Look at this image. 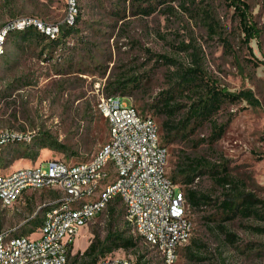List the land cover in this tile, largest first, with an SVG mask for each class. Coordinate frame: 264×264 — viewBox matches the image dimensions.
Here are the masks:
<instances>
[{"label":"rangeland","instance_id":"374dc122","mask_svg":"<svg viewBox=\"0 0 264 264\" xmlns=\"http://www.w3.org/2000/svg\"><path fill=\"white\" fill-rule=\"evenodd\" d=\"M245 1L250 17L261 28L249 40L226 0H74L76 22L74 18L66 21V0H0V29L20 17L57 24L58 32L47 34L50 38L59 35L63 24L75 28L53 46L47 38L24 40L14 32L6 35L0 57V128L16 131L22 139L1 148L0 172L40 163L45 166L50 159L67 163L90 159L108 135V124L96 109L98 97L107 94V84L115 80H138L127 82L126 89L115 94L124 93L127 101L131 98L159 128L163 115L155 114L152 104L170 87V72L198 66L202 85L197 94L212 87L240 97L223 101L212 116L217 125H224L212 143L208 142L212 132L208 120L192 137L205 138L198 146L191 140L165 145L167 173L172 175L183 152L224 164L231 179L228 190L234 186L252 192L260 200L255 206L260 216L239 214L220 220L223 213L216 205L188 206L193 229L190 239L178 247L173 264H264V2ZM144 6L153 10L144 13ZM161 55L174 62H164ZM245 91L251 97L241 94ZM183 94L178 99L186 102L197 95L192 91ZM47 137L60 148L43 147ZM174 182L185 196L187 185L181 177ZM193 186L212 197L222 190L206 175L195 178ZM58 195L56 189L28 187L12 204L0 200V232L13 230L39 238L34 220H41L45 203ZM116 199L108 203L114 207L112 229L133 236ZM108 210L106 206L81 226L68 264H79L82 258L74 263L72 257L96 238L105 237ZM225 232L233 233L235 241L229 242ZM133 238L135 246L111 253L134 260L137 253H144L152 263L162 264L156 250L139 237ZM191 238L202 245L191 243ZM188 252L201 258L187 257Z\"/></svg>","mask_w":264,"mask_h":264},{"label":"trees","instance_id":"16d2710c","mask_svg":"<svg viewBox=\"0 0 264 264\" xmlns=\"http://www.w3.org/2000/svg\"><path fill=\"white\" fill-rule=\"evenodd\" d=\"M191 2L193 0H190ZM230 6H232L239 18V25L243 31L246 40L258 35L260 29L257 26V22L253 20L249 13V5L245 0H226ZM264 2V0H263ZM153 10L150 6H144L142 12L150 13ZM78 16L75 15L74 22L77 21ZM75 28L69 24H63L60 27V33L56 37L50 38L49 35L41 31L35 24L29 23L24 29H12L7 34L8 36L12 33L14 36L20 35L21 39L24 40H40L49 39L48 45L53 46L57 44L61 39L69 36ZM164 58V62H174L172 58L161 55ZM199 67H180L175 71L170 72L169 77L172 80L170 87L161 92L160 97L154 100L152 107L154 108V113L158 116L163 115L159 130V138L163 145L171 144L177 140H191L195 146L199 143L205 141V138H198L196 140L192 139L195 132L200 124L204 121L210 120L212 132L209 136V143L218 139L223 131L222 124L217 125L216 121L212 119V116L220 107L221 103L225 100H236L240 97V94H233L227 92L226 90L216 89L209 87L205 93H198V87H201L202 82L199 78ZM130 82L138 83L135 77H132ZM127 80H115L112 83L107 84V94L114 95L115 92L119 90H125L127 87ZM187 91H192L196 97H193L189 102L180 101L179 97L185 96L183 93ZM245 97H251L249 92L245 91ZM122 96H125L122 93ZM158 126V125H157ZM7 143L8 144H11ZM43 147L49 148H60L59 143H53L49 141V137L44 139L42 142ZM176 169L173 170L170 176L171 180L174 182L177 177H181L182 182L187 185L184 195L188 206L191 208L216 205L217 208L221 210L223 216L220 220H227L229 218L235 217L236 215H256L255 208L256 203L260 200L252 192H245L237 187L230 188V175L226 172V167L224 164L212 161L206 158L204 155H190L183 152L177 161ZM208 176L214 180L215 185L221 188L220 195L212 197L210 192L203 191L199 188L192 187L195 178L202 176ZM117 200V199H116ZM108 215H109V227H107V233L105 237L100 239H95L88 244L85 250L81 254H76L72 257V262H76L78 258H82L79 264H92L95 263L99 258L105 255H115L116 253H111L114 249L118 248H129L135 246L134 238L131 235L124 236L125 230H113V214L114 207L109 204L107 205ZM40 224V218L34 220V225ZM129 227V226H128ZM259 229V228H257ZM225 238L229 242L235 241V236L231 232H225ZM190 239V238H189ZM191 243L200 246L202 245L196 239L191 238ZM188 246L187 248H189ZM179 250V249H178ZM187 257H198L196 254L188 252L185 254ZM137 264H156L152 263L149 259H146L144 253H137L136 256Z\"/></svg>","mask_w":264,"mask_h":264},{"label":"bare ground","instance_id":"6f19581e","mask_svg":"<svg viewBox=\"0 0 264 264\" xmlns=\"http://www.w3.org/2000/svg\"><path fill=\"white\" fill-rule=\"evenodd\" d=\"M74 0H72L71 5V15L69 21H72L73 10H74ZM264 18V13H263ZM31 23L30 21H20L16 26H11L4 28L0 32V57L3 51V45L7 33L12 29H17L19 27H24ZM41 31L51 36H54L52 32L45 28L41 24H35ZM96 109L100 110V101H97ZM100 113V112H99ZM131 114L134 118L150 119L151 115L141 112L135 105L131 106ZM108 124V135L104 144L93 154V156L85 161H77L73 163H67L60 159H50L47 162L50 164L68 166V169H76V163L81 166H90L99 161L102 152L106 150L107 147H115V125L114 123ZM152 126L150 132V143L152 146H156L157 149L164 150L163 162L166 165H160V177L163 178L168 183H173L170 176L167 173V156L168 150L165 145H163L159 138L157 124L152 117ZM6 130L9 132H14V136H2L0 137V150L7 143L14 142L16 140L22 139V134L8 129L0 128V132ZM145 160V152H140V150L131 151V158L128 161V166H125L122 159L119 156H106V159L96 163V166L90 167L88 172L78 175L75 180L65 181L63 180V174H54V179H43L40 181H31L28 184L19 185L15 189V197L13 201L17 200L22 191L27 187L34 188H44V187H57L61 195H72L74 192H79V198L74 199V203H67L65 198H57L52 204H48L49 207L44 211L41 217V222L39 225V231L41 236L36 239H32L23 233H12L11 230H2L0 232V252L3 257H10L12 253L15 252L17 244L29 243L37 244V241H43V239L48 238V231H43L47 229H52L54 223L63 221V218L72 215H81L85 211L90 210V208H95L94 213L91 215H85L83 217V222H81V217H74L71 219V226H81L86 225L89 220L98 215L108 203H100V199L104 198L106 201H112L116 198L119 199V192L109 191V189L115 188L116 185H120V182L124 178H130V174L137 172L139 166L143 164ZM113 166V169H110ZM43 167L42 164H35L31 166H21L12 170L8 173L0 172V180L11 179L15 175L29 172L30 170ZM102 171H106L104 176ZM81 189H85L81 191ZM1 195V188H0ZM3 203H12L9 198H0ZM122 207L124 209V217L127 224L130 226L133 236L139 237L142 242L150 248L156 250L159 254L160 262L162 264H173L176 259V253L178 247L187 241L193 229L192 220L189 217V208L186 202L185 196L179 193V226L176 229V236H171L169 243L164 242L160 238L152 236L150 230L143 225L142 217L140 213L134 211V201L132 198H123L121 200ZM72 227H64L63 236H71ZM72 246V239L70 237H63L61 242L55 243V246H45L36 245L35 252L29 254H22V261H27L29 264H68L70 247ZM171 252V258L165 251ZM53 259V260H52ZM124 262H132L133 258L122 256ZM2 264V263H0ZM93 264H114L113 255H106L101 257L98 261ZM116 264H128V263H116Z\"/></svg>","mask_w":264,"mask_h":264},{"label":"built area","instance_id":"2783aa9c","mask_svg":"<svg viewBox=\"0 0 264 264\" xmlns=\"http://www.w3.org/2000/svg\"><path fill=\"white\" fill-rule=\"evenodd\" d=\"M66 1L68 5L66 21L68 22L71 15L72 0ZM20 21L41 24L49 29L52 34L58 32L57 24L48 25L41 20L28 17H20L10 21L7 26L0 29V32L4 28L16 26ZM125 98L126 96L119 94H101L98 97L100 114L107 123H114L115 125V147H107L106 144V150L102 152L99 161L105 160L106 156H119L123 161L125 170V166H128V161L131 158V151L140 150V152H145V160H143V164L139 166L137 172L130 174V178L122 179L120 185H116L115 188L109 189V191L119 192L120 202L123 198H132L134 211L141 214L142 223L150 230V234L169 243L171 236H176V229L179 226L180 187L177 184L168 183L160 177V165H166V163L163 162L164 150L157 149L156 146H152L150 143V132L151 127H153L152 116L150 119L134 118L131 114V106H134V103L131 98L128 97L129 101ZM2 136H14V132L3 130L0 132V137ZM24 136L29 137L26 133ZM96 163L90 166H81L76 163V169H68V166L46 162L43 167L17 174L11 179L0 180V198H9L13 201L15 189L19 185L28 184L31 181L42 182L43 179H54V174H63V180L66 182L75 180L76 176L88 172V169L96 166ZM110 169H113V166ZM105 174L106 171H102L101 176ZM83 190L85 189H81V191ZM57 198H65L67 203H74V199L79 198V192H74L72 195H59L49 200L48 204H52ZM100 203H111V201H106V199L102 198ZM94 211L95 208H90V210L85 211L81 215L63 218V221L54 223L52 229L43 230L48 231V238L43 239V241H37V244H17L15 252L10 257H3L0 252V263L29 264L27 261H22V254L35 252L36 245L55 246V243L61 242L63 237H70L73 246L81 229V224L80 226H71V219L81 217V222H83V217L91 215ZM64 227H72L71 236H63ZM165 252L168 258H171L170 250ZM113 260L114 264H137L136 260L124 262L122 256L117 254L113 255Z\"/></svg>","mask_w":264,"mask_h":264},{"label":"crops","instance_id":"0c3cea01","mask_svg":"<svg viewBox=\"0 0 264 264\" xmlns=\"http://www.w3.org/2000/svg\"><path fill=\"white\" fill-rule=\"evenodd\" d=\"M27 188H28V187H27ZM27 188H25V189L22 191V193H23L24 191L27 192ZM30 188H34V187H30ZM47 188L56 189L57 191L60 192V190H59L57 187H55V186H53V187H47ZM22 193H21V194H22ZM21 194H20V196H21ZM60 195H61V192H60ZM20 196H19V197H20ZM58 196H59V195H58ZM19 197H18V198H19ZM55 198H56V197H55ZM53 199H54V198H53ZM15 201H16V200H15ZM10 204H12V203H10ZM45 205H47V208L49 207L48 202L45 203ZM47 208H46V209H47ZM46 209H45V210H46ZM45 210H44V211H45ZM43 214H44V213H43ZM40 222H41V220H40ZM39 225H40V224H39ZM12 231H13V230H12ZM92 264H93V263H92Z\"/></svg>","mask_w":264,"mask_h":264}]
</instances>
